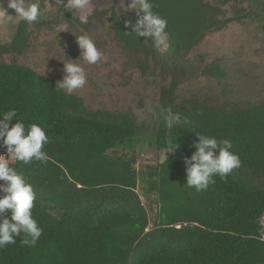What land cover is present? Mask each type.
<instances>
[{
  "label": "trees",
  "instance_id": "trees-1",
  "mask_svg": "<svg viewBox=\"0 0 264 264\" xmlns=\"http://www.w3.org/2000/svg\"><path fill=\"white\" fill-rule=\"evenodd\" d=\"M182 27L168 19L178 48L188 42ZM56 85L25 67L0 65V112L14 108L26 127L38 123L49 137L46 161L9 165L32 185V215L43 233L35 247L23 246L21 233L0 249V264H264V101L227 109L190 101L153 140L168 151L165 160L142 172L134 122L90 111ZM164 97L162 106L170 107L174 87ZM196 134L228 141L242 161L200 193L186 186L183 162L195 152ZM142 185L158 206L153 219Z\"/></svg>",
  "mask_w": 264,
  "mask_h": 264
},
{
  "label": "rangeland",
  "instance_id": "rangeland-1",
  "mask_svg": "<svg viewBox=\"0 0 264 264\" xmlns=\"http://www.w3.org/2000/svg\"><path fill=\"white\" fill-rule=\"evenodd\" d=\"M242 1V4L233 0L226 2V15L223 19L226 23L219 29L210 30L193 50L184 52L183 59L186 62L184 67L178 70L173 61L166 65L170 67L163 66V71L160 65L154 67V62L146 51L139 47L132 52L123 49L122 43L114 40L116 34L110 23L104 22L96 29L88 30L87 34L97 49L104 54V58L95 65H86L82 60H78L85 68L87 83L73 93H78L89 110L126 114L134 120L137 126L136 167L140 171L146 172L148 166L165 160L168 151H159L153 145V140L159 126L166 123L168 128H171L179 120L177 113L183 107L188 108L190 101L224 109L234 106L246 107L264 101V19L256 18L255 9L251 8L248 0ZM235 16H240V20H228ZM17 21L11 20V26H8L14 27ZM66 27L70 28L68 25ZM63 33H66L63 25L55 26V29L50 31L46 28L32 41L34 45L26 47L25 51H22L24 54L18 55L16 61L23 64L29 57L32 59L40 54L38 60L49 58V62L44 63L46 67L67 62V38L73 39L74 35L79 36L86 32L78 30L77 33L69 35ZM143 39L142 37L146 45ZM59 40L64 42L63 47ZM80 51L78 49V58ZM10 59L6 58L7 61ZM140 59L149 63L145 71L141 70L143 66ZM213 65L217 67L219 76L214 74L215 70L210 74L203 73L204 69ZM176 70L182 75H176ZM64 75L63 69L54 74L60 80ZM171 87H175L177 96L174 103L176 112L170 107L161 106L162 89ZM127 151L121 149L119 153ZM144 190L142 185L138 192L153 219L158 206L147 201Z\"/></svg>",
  "mask_w": 264,
  "mask_h": 264
},
{
  "label": "clouds",
  "instance_id": "clouds-1",
  "mask_svg": "<svg viewBox=\"0 0 264 264\" xmlns=\"http://www.w3.org/2000/svg\"><path fill=\"white\" fill-rule=\"evenodd\" d=\"M48 3V0H45ZM91 0H55L69 12L86 9ZM152 0H130L128 10H134L138 16L135 24L130 25L132 32L138 38L152 39L158 46L167 39V20L153 11ZM8 8L13 9L15 17L6 15L0 10V16L9 20H18L28 24L36 23L42 15L40 0H9ZM127 26V25H126ZM65 32V31H61ZM80 51L77 60L66 59L63 62L62 81L56 85V90H63L68 95L82 89L87 83L85 68L76 61L82 60L86 65H95L104 58L94 41L85 33L76 37ZM18 122L10 127V122ZM198 142L191 145L195 152L190 158H184L186 166V186L193 188L197 193L205 192L209 186L215 184V177L224 181L233 172L242 166L240 157L230 150L228 141H219L215 136L196 134ZM0 147H5L8 158L0 155V249L16 244V237L23 233L20 243L23 246L35 247L39 241L43 228L33 218L32 210L36 199L32 185L25 179L23 173L9 166V159L27 165L33 160L46 161L47 153L42 149L49 143V137L44 128L38 123L25 125L17 118L16 110L0 112ZM176 144V143H175ZM177 145V144H176ZM177 147L174 146L172 153ZM11 210V218L4 213Z\"/></svg>",
  "mask_w": 264,
  "mask_h": 264
},
{
  "label": "flooded vegetation",
  "instance_id": "flooded-vegetation-1",
  "mask_svg": "<svg viewBox=\"0 0 264 264\" xmlns=\"http://www.w3.org/2000/svg\"><path fill=\"white\" fill-rule=\"evenodd\" d=\"M227 1L230 2L231 0H213L212 2H207L205 0H152L155 5L153 8L154 12L166 19L167 23L168 19L171 21H183L184 27H182V29L184 28L188 32V42H195H187L186 46L181 44L178 48V44L175 41V39H178L177 32H174L171 28L169 30L166 29L168 34L167 39L164 44L159 46L150 38L145 39V45L142 41V37L138 38L135 34H129L132 32L130 25L135 24L138 19L136 12L134 10L129 11L127 8L130 0H91V3L86 7V9L76 12H69L68 9L56 5L55 0H48V3H45V0H40L42 15L36 23L28 24L26 22L17 21L14 27H10L11 25L9 22H11V20L9 21L6 17H4L3 23H0V59H3L2 61L0 60V65L25 67L39 77L57 84L62 81L63 76L60 80L57 76H54V74H58L60 70L63 69V63L52 64L49 67H46L44 63L49 62V58L44 57L43 59L38 60V57L40 56V54H38L36 57H32V59L29 57V60L22 64L18 60L16 61L18 55L24 54L22 51H25L26 47L34 45L32 41L35 38L37 39L39 37L38 34H41L46 28L47 31H50V29H55V26L58 27L63 25L66 30V33L63 34L69 35L74 32L77 33L78 30L85 31L87 33L89 29H96L99 25H103L105 22L106 24H112L116 34V38H114V40L122 43L123 49H127L129 52H132L134 51L133 49L139 47L140 49L146 51L147 55L151 58V61L154 62V67H156V65H160L163 71V66L170 67L166 65H169L168 63L173 61V64L175 67L177 66L178 70L183 68L186 62L183 59L184 52L193 50L204 40L205 36L211 32L210 30L219 29L226 23V20L223 19L226 15L225 9ZM233 1L239 4L243 3L242 0ZM248 1L251 8L255 9L257 14L256 18L259 20L264 19V0ZM7 2H9V0ZM7 10L6 15H16L13 9L8 8ZM228 20H240V16H235ZM67 25L70 28H67ZM171 31L174 33V36ZM74 36L75 37H73V39L67 38L66 40L68 45L65 46V50L67 51L70 60L74 57L76 60L78 59L79 48L76 43V37H78V35ZM60 44L63 47L64 42L60 41ZM128 51L127 53H129ZM7 57L11 58L10 61L6 60ZM5 60L6 62H4ZM140 61L143 66L141 70L145 71V69L149 67V63L148 61L145 63L144 59H140ZM76 62L80 63L81 61ZM59 66L61 69H58ZM211 68L216 69L217 67L214 65L210 66L204 69L203 73L210 74ZM177 70L175 71L176 75L177 73H180V71L177 72ZM171 88L162 89L161 94L163 95V98L166 96V90H170ZM71 95L79 97L77 92L72 93ZM176 98L177 96L175 94L174 87V100L170 104V108L174 112H176L174 107ZM164 108L169 107L164 106ZM177 114L180 116V113ZM132 121L134 122V120ZM134 124L136 126L135 122Z\"/></svg>",
  "mask_w": 264,
  "mask_h": 264
},
{
  "label": "water",
  "instance_id": "water-1",
  "mask_svg": "<svg viewBox=\"0 0 264 264\" xmlns=\"http://www.w3.org/2000/svg\"><path fill=\"white\" fill-rule=\"evenodd\" d=\"M8 0H0V10H3L5 13H7L8 9ZM4 16H0V23H3Z\"/></svg>",
  "mask_w": 264,
  "mask_h": 264
},
{
  "label": "built area",
  "instance_id": "built-area-1",
  "mask_svg": "<svg viewBox=\"0 0 264 264\" xmlns=\"http://www.w3.org/2000/svg\"><path fill=\"white\" fill-rule=\"evenodd\" d=\"M0 155H4L6 158H8V154H7V150L5 147H3L2 149H0ZM15 162V160L9 159L8 163L9 165L11 163Z\"/></svg>",
  "mask_w": 264,
  "mask_h": 264
}]
</instances>
